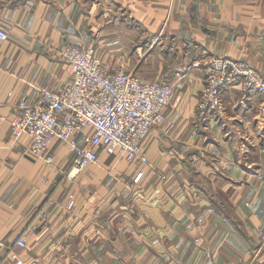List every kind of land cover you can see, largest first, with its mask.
Segmentation results:
<instances>
[{"label": "crops", "instance_id": "0c3cea01", "mask_svg": "<svg viewBox=\"0 0 264 264\" xmlns=\"http://www.w3.org/2000/svg\"><path fill=\"white\" fill-rule=\"evenodd\" d=\"M0 28V264L12 252L22 264H264L259 97L241 106L232 86L225 116L197 110L210 56L264 75V0H0ZM66 45L174 86L141 158L99 148L70 177L65 145L52 144L50 166L28 152L30 136L12 137L18 100L70 78Z\"/></svg>", "mask_w": 264, "mask_h": 264}, {"label": "built area", "instance_id": "2783aa9c", "mask_svg": "<svg viewBox=\"0 0 264 264\" xmlns=\"http://www.w3.org/2000/svg\"><path fill=\"white\" fill-rule=\"evenodd\" d=\"M7 37V31L0 28V39ZM61 56L70 78L56 87L42 86L32 97L24 95L18 100L10 120L12 137L30 136L28 152L50 166L55 164L52 144L65 145L71 153L70 177L97 162L99 148L120 150L129 161L141 158L143 139L154 124L164 120V110L174 95L173 85L142 78L124 68L109 71L93 46L66 45ZM202 66L203 88L197 104L201 114L225 116L222 92L232 86L240 88L241 106L254 94L259 97L258 111L264 112V75L256 67L242 59L217 55L207 58ZM141 174L138 172L134 180ZM258 230L264 242V231ZM14 244L25 247L26 240L17 235ZM11 257L12 264H22L17 253L12 252Z\"/></svg>", "mask_w": 264, "mask_h": 264}, {"label": "rangeland", "instance_id": "374dc122", "mask_svg": "<svg viewBox=\"0 0 264 264\" xmlns=\"http://www.w3.org/2000/svg\"><path fill=\"white\" fill-rule=\"evenodd\" d=\"M104 63V62H103ZM117 69H123L122 67H120V68H117ZM116 69V70H117ZM125 69V68H124ZM157 79H159V78H157ZM203 80V79H202ZM174 87V86H173ZM202 88H203V83H202V86H201V89H200V93H201V90H202ZM177 90H178V88H177ZM200 93H199V96H198V100H199V97H200ZM175 96H176V92H175V90H174V95H173V97H174V99H175ZM173 99V98H172ZM173 99V100H174ZM172 101V100H171ZM197 104H198V101H197ZM198 110V109H197Z\"/></svg>", "mask_w": 264, "mask_h": 264}]
</instances>
